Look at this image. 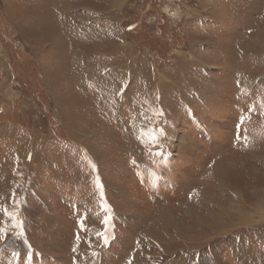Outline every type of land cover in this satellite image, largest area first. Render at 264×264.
Returning <instances> with one entry per match:
<instances>
[{
    "label": "rangeland",
    "instance_id": "obj_1",
    "mask_svg": "<svg viewBox=\"0 0 264 264\" xmlns=\"http://www.w3.org/2000/svg\"><path fill=\"white\" fill-rule=\"evenodd\" d=\"M0 264H264V0H0Z\"/></svg>",
    "mask_w": 264,
    "mask_h": 264
}]
</instances>
